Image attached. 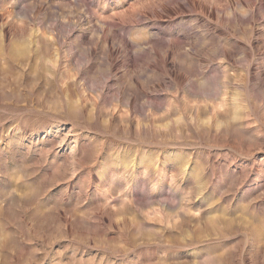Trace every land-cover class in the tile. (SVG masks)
Wrapping results in <instances>:
<instances>
[{
	"label": "rangeland",
	"instance_id": "rangeland-1",
	"mask_svg": "<svg viewBox=\"0 0 264 264\" xmlns=\"http://www.w3.org/2000/svg\"><path fill=\"white\" fill-rule=\"evenodd\" d=\"M0 264H264V0H0Z\"/></svg>",
	"mask_w": 264,
	"mask_h": 264
}]
</instances>
